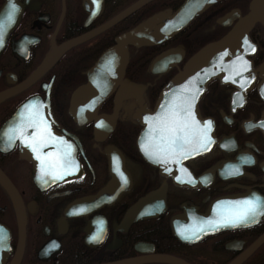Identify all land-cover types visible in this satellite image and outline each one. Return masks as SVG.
Instances as JSON below:
<instances>
[{
  "label": "flooded vegetation",
  "instance_id": "obj_1",
  "mask_svg": "<svg viewBox=\"0 0 264 264\" xmlns=\"http://www.w3.org/2000/svg\"><path fill=\"white\" fill-rule=\"evenodd\" d=\"M138 1L12 0L18 11L8 22L9 0H0V20L5 21L0 172L15 193L0 182V264H114L135 259L148 260L139 264H171L150 260L156 256L185 264H229L243 255L240 264H264V241L249 252L264 234V214L245 225L207 224L226 215L237 201H264V6L247 33L255 50H245L251 68L245 88L213 79L197 103L200 118L212 122L209 151L165 163L163 158L158 162L144 157L139 149L148 124L145 116L187 60L246 19L254 0H219L170 39L129 46L124 78L135 90L119 102L115 91L100 104L97 115L105 120L95 131L93 122L78 123L70 113L71 96L86 83L87 71L118 36L184 2L147 0L97 31ZM229 15L233 19L225 21ZM85 35L90 36L23 85L54 49ZM169 50H178L171 58L176 62L152 64ZM34 99L42 102L53 135L72 145L76 166L62 178L43 175L31 149L19 139L8 143L4 135ZM139 110H146L141 118ZM33 131L27 129L29 135ZM61 147L52 141L41 152L55 154ZM143 201L141 215L130 216ZM98 233L100 238L93 240Z\"/></svg>",
  "mask_w": 264,
  "mask_h": 264
},
{
  "label": "water",
  "instance_id": "obj_2",
  "mask_svg": "<svg viewBox=\"0 0 264 264\" xmlns=\"http://www.w3.org/2000/svg\"><path fill=\"white\" fill-rule=\"evenodd\" d=\"M146 1L147 0L138 1L128 10L116 16L112 21L106 23L97 31L103 30L104 28L112 25L115 21L122 18L129 11L139 7ZM217 1L219 0H184V2L175 11L166 10L155 14L139 23L133 29L118 36L114 41V45L106 49L99 56L95 64L87 71L86 83L78 87L73 92L70 102V113L74 120L78 123L93 122L95 131L99 130L101 127V122L105 120L104 116L97 115V110L100 104L115 91L116 102H119V100L123 99L130 91L135 90V85L124 78V71L129 58L128 47L152 46L170 39L187 27L203 11H205L209 6L216 3ZM263 6L264 0H254L251 5V12L246 19L242 18L224 37L217 40L216 42L205 45L198 52L192 55L184 64L182 70L179 71L161 90L156 100L154 109L149 111L147 116L151 118L156 116L157 113H161V106H167L173 95L179 93L182 88L195 87L200 89V91L197 93V98L192 110L195 114L196 120L200 121L201 125H203L204 122L208 120L200 118L197 109V103L205 92L207 84L211 80L217 79L221 84H231L239 89L245 88L246 71L251 72V68H249L250 63L248 62V68L241 71L239 74L234 71V66L238 64V57L241 60H246L245 50L248 48V45L244 43V38L247 37L248 39V31L251 29L254 22L259 20V18L263 15L260 12V9ZM233 15H237V13H234ZM233 15H229L224 20L227 21L233 19ZM89 36L85 35L75 38L62 44L60 48L54 49L52 53L49 54L45 59L40 68L33 75H31L23 85L29 84L33 80L37 79L43 71L48 69L57 60L62 52H64L67 48L87 39ZM2 46L3 44L0 45V50ZM174 55H179L178 50H169L156 57L152 64L154 66H158L163 64L168 65V63L171 64L172 62H176V60H171L172 56ZM108 59H112L113 61L112 72H109L105 68V64ZM226 77H230V79H225ZM1 98L2 95H0V99ZM145 112L146 110H139V114H137L138 118H141V114ZM149 133V124H146L140 139L139 147L142 154L146 158L149 155L146 154L142 145L148 141ZM209 136L212 139V143L208 145L206 151H198L197 153L189 155L187 158L183 159H188L194 155H201L209 151L214 142L212 128L209 132ZM155 159L160 162L162 158L155 157ZM115 180L116 179L114 177L111 186L114 185ZM0 182L3 186L8 187V183L1 172ZM8 189L12 195H15L12 188L8 187ZM144 206L145 201L135 205L130 210L129 215H141L138 210L142 209ZM16 213L19 223L22 224L20 204H16ZM263 241L264 234L250 247L249 252L258 247ZM244 258L245 255L236 258L229 264H240ZM150 260L153 262L185 264L179 260L164 256H156ZM145 261L148 260L135 259L114 264H139Z\"/></svg>",
  "mask_w": 264,
  "mask_h": 264
},
{
  "label": "snow or ice",
  "instance_id": "obj_3",
  "mask_svg": "<svg viewBox=\"0 0 264 264\" xmlns=\"http://www.w3.org/2000/svg\"><path fill=\"white\" fill-rule=\"evenodd\" d=\"M94 2L98 4V0H94ZM17 11L16 3L9 0L6 21L13 22ZM4 26L5 21L0 20V45L3 44ZM244 43L252 51L255 50L254 45H251L247 37L244 38ZM237 61L238 64L234 66V71L239 74L246 70L249 64L247 60H241L239 57ZM112 63V59L106 61L105 68L109 72H112ZM225 79H230V77ZM199 91L200 89L195 87H184L179 93L173 95L167 106H161V113H157L151 118L145 117L150 130L148 141L142 145L146 154L150 157L163 158V161L167 163L169 159L179 162V158H187L198 151L207 150L208 145L212 143L209 136L212 122L209 120L201 125L192 110ZM42 107V102L35 99L25 104L19 114L20 122L10 127L4 135L7 137L8 143L19 139L22 144L31 149L35 158L40 161L43 175H50L54 179L62 178L70 167L76 166L72 159V145L63 137L53 135L49 123L41 112ZM29 128L34 129L30 135L27 132ZM52 141H56L58 145L62 146L61 150L55 154H42L41 149ZM176 178L181 179L179 176ZM261 214H264V201L253 197L235 202L226 215L220 216L216 221H208L207 224L209 227L245 225L254 221ZM200 231L202 232L203 228ZM192 235H196V233L194 232ZM99 238V233L92 237L93 240Z\"/></svg>",
  "mask_w": 264,
  "mask_h": 264
}]
</instances>
